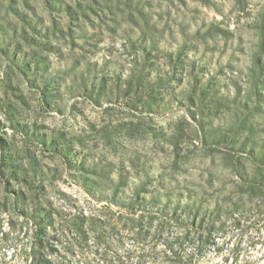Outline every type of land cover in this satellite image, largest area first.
Segmentation results:
<instances>
[{"label":"rangeland","instance_id":"1","mask_svg":"<svg viewBox=\"0 0 264 264\" xmlns=\"http://www.w3.org/2000/svg\"><path fill=\"white\" fill-rule=\"evenodd\" d=\"M170 202L219 228L178 263ZM132 253L264 264V0H0V264Z\"/></svg>","mask_w":264,"mask_h":264},{"label":"trees","instance_id":"2","mask_svg":"<svg viewBox=\"0 0 264 264\" xmlns=\"http://www.w3.org/2000/svg\"><path fill=\"white\" fill-rule=\"evenodd\" d=\"M163 208L160 212L154 209L149 210V218L151 220L160 219V224L151 234L148 232L144 233L141 228H139V231L136 232V240L140 242L145 240L148 236L155 240L157 239V234L167 231L172 225L179 227L184 226L186 228L185 233L174 235L171 240H165L167 247L171 250L173 256L175 257L173 259L175 263L180 262V258L183 257V249L186 247L187 242L191 243L194 239L193 243L196 244V250L191 253L192 255L202 253L203 249L207 248L212 243L215 231L219 228L215 226L213 219L210 220L206 219L207 217H200V211L198 209L201 208L187 202H180L177 205H173L172 202H170ZM132 222L134 226L138 224L136 223V220H133ZM193 231L197 233L198 236L192 237L191 233ZM240 249V245L237 244L234 248V252L238 253ZM132 257H138V262L140 264L145 263L144 259L146 256L144 254L132 253ZM116 259L117 258H115V260ZM112 262L113 261L111 260V263Z\"/></svg>","mask_w":264,"mask_h":264}]
</instances>
